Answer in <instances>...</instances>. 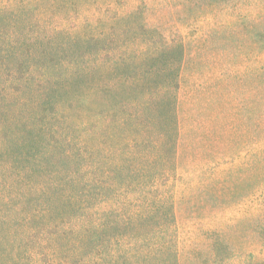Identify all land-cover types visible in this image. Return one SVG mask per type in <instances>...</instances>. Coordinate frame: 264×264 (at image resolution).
<instances>
[{"label": "trees", "instance_id": "1", "mask_svg": "<svg viewBox=\"0 0 264 264\" xmlns=\"http://www.w3.org/2000/svg\"><path fill=\"white\" fill-rule=\"evenodd\" d=\"M227 1L201 17L234 67L258 63L243 115L255 142L234 155L223 137L201 170L209 180L252 169L263 198L264 4ZM50 5L0 0V264H264L215 224L220 206L201 242L182 246L175 183L199 90L183 89L187 41L150 27L140 6L108 15L116 4H105L76 22ZM249 222L264 255V205Z\"/></svg>", "mask_w": 264, "mask_h": 264}, {"label": "rangeland", "instance_id": "2", "mask_svg": "<svg viewBox=\"0 0 264 264\" xmlns=\"http://www.w3.org/2000/svg\"><path fill=\"white\" fill-rule=\"evenodd\" d=\"M238 1L240 0H229V4H237ZM209 3L219 7L227 4L228 1L30 0V4H44L48 7L51 6L50 4H59L57 7L65 14L68 13L71 19L75 18L76 22L82 21L86 14L93 15L105 4H116L112 12L104 11L108 15H113L119 10H130L132 6H140L144 19L150 27L157 28L168 39L187 41L191 55L186 65L183 89L187 91L199 88V90L192 95V100L187 102L190 108L188 114L198 123L191 131L184 128L183 142L186 148H183L181 156V175L175 183L182 246L193 247L201 242L200 230L213 222L212 206L214 205L215 208L216 206L223 208L214 209L216 216L213 220L217 226L223 227L228 240L262 258L264 255L260 251L249 222L264 205V197L254 195L255 179L252 169L244 171L240 167L232 173L223 171V174L209 180H204L203 175L207 169L201 170L202 166L217 158L207 155L209 153L205 155L204 150L220 145L223 137L226 143L231 144L234 155L244 154L255 142L254 125L249 123L248 127H245L243 115L244 96H249L251 102L254 95L253 74L258 68V63L250 57L249 60H240L234 67L236 59L233 63L230 51H226L228 50L226 44L216 38L207 40L205 37L207 20L201 17L203 14L201 7ZM259 4H264V0ZM86 18L83 19L87 20ZM134 33L133 30L127 29L124 36H133ZM235 41L240 43V40H232L234 45H236ZM248 51L249 56L253 55L251 46ZM70 56L72 57V53ZM59 71L61 69H58ZM60 102H65V105L71 104L68 103L69 101ZM74 103L78 104V102L72 104L75 105ZM39 117L38 114L36 118ZM221 127L223 131H220ZM53 132L50 135L58 139V129L55 128ZM198 133L202 138L196 137ZM245 136L248 144H245ZM59 149L61 147H55V151ZM238 162H242V159ZM205 193L210 196H205ZM184 264H199V260L184 259Z\"/></svg>", "mask_w": 264, "mask_h": 264}]
</instances>
